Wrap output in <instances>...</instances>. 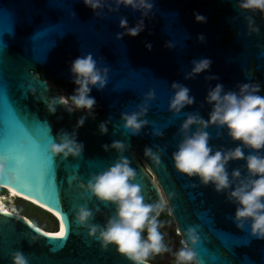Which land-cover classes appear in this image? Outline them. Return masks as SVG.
<instances>
[{
  "label": "water",
  "instance_id": "95a60500",
  "mask_svg": "<svg viewBox=\"0 0 264 264\" xmlns=\"http://www.w3.org/2000/svg\"><path fill=\"white\" fill-rule=\"evenodd\" d=\"M147 2L151 9L116 0H101L96 9L83 0H0V188L56 214H51L54 231L65 228L62 239L52 238L20 212L0 207V264H13L17 251L28 264H133L115 244L104 247L98 238L116 216L115 202L87 188L94 176L123 160L134 171L130 183L139 187L143 203L168 207L199 264H264V239L251 233L250 221L238 226L239 205L230 196L241 181L254 178L246 159L226 163L230 184L219 191L211 181L180 172L174 162L179 145L198 129L208 133L210 154L240 146L244 157L264 156V148L244 146L226 125L210 123L214 102L207 100L217 84L221 95H239L244 83L259 84L257 94L264 96V17L258 10L241 9L239 0ZM198 15L204 20L198 21ZM247 17L258 33H249ZM141 22L137 35L127 33ZM88 55L102 74L107 69L105 85L90 86L91 110L71 109L60 97L75 94L72 62ZM203 59L210 60L209 67L193 73ZM173 83L187 87L193 98L178 112L170 108L179 90ZM53 99L55 110L50 111ZM145 107L138 122L146 123L134 133L124 117ZM189 115L207 127L194 123L182 129ZM64 138L82 144L81 152L54 155L51 145ZM115 142L123 149L112 147ZM235 170L240 177L232 176ZM0 201L12 205L2 194ZM81 208L90 212L83 223L77 219ZM189 228L198 237L195 244L188 240Z\"/></svg>",
  "mask_w": 264,
  "mask_h": 264
},
{
  "label": "clouds",
  "instance_id": "9594fccd",
  "mask_svg": "<svg viewBox=\"0 0 264 264\" xmlns=\"http://www.w3.org/2000/svg\"><path fill=\"white\" fill-rule=\"evenodd\" d=\"M86 6L96 9L101 6V0H83ZM116 3L125 6H131L134 9H151L152 5L147 0H116ZM239 7L243 10H258L264 17V0H239ZM198 21L204 20L203 16H197ZM248 19L249 33H258L259 28L255 26L251 17ZM121 26H126V21L121 20ZM142 30L141 24L127 28V33L135 36ZM150 47V46H149ZM210 60L203 59L195 63L192 69L193 73H200L207 69ZM71 72L75 75V94L70 98L60 97V103L64 105H73L76 109L91 110L95 103L94 98L89 96L90 86L99 85L101 88L105 85L107 69L103 70L96 67V62L91 55L78 57L72 62ZM173 88H179L171 101L170 108L179 111L186 104H192L193 98L189 96L187 87L179 86L175 83ZM260 90L259 84L244 83L240 86L239 95L229 91L221 95L222 85L217 84L207 96V100L213 103V110L210 114V123L226 125L229 135L234 140H239L244 146L254 150L264 148V96L257 93ZM149 98L152 93L149 92ZM56 100L53 99L49 104V110L54 111L53 105ZM71 110V109H70ZM146 107L139 113L126 115L124 117L125 126L134 133L137 132L146 121H139L138 116L146 112ZM83 123V119L79 121ZM200 124L202 128L207 127V123L196 116L189 115L182 125V129L187 130L192 124ZM101 132H105V125H100ZM208 133L203 130H197L191 136H188L179 145V149L174 153L175 167L182 173L189 176L197 175L205 184L210 181L215 184L219 191L229 187L230 181L225 165L230 159H246V167L251 179L241 181L239 186L231 191L230 196L238 203L235 212V219L238 226L242 227L245 222L250 221L251 233L257 238L264 239V156L248 155L244 153L240 146L235 149L211 153L208 146ZM112 147L122 150L124 145L115 142ZM53 154L63 153L65 157L69 154L75 156L82 150V144H77L74 139L64 138L60 144L51 145ZM151 149H146V154H150ZM154 159H157L154 157ZM3 165L0 164V168ZM240 171L235 170L233 177H240ZM134 176V171L128 166V161L123 160L116 163L106 172L94 176L88 183V190L103 201H112L116 204V216L109 219L107 225L100 229L99 239L102 245L107 247L109 244H115L117 251L127 256L133 264H149V258L162 252L168 251V247L163 243V236L159 232L160 223L157 217L162 211L160 204L152 205L143 203L138 186L130 183ZM11 179V177H9ZM8 194V190H5ZM163 196V193L161 194ZM17 198H20L16 196ZM25 199V198H20ZM28 200V199H26ZM25 200V201H26ZM34 206L52 214L46 208L28 200ZM167 205V200H164ZM90 216V212L83 208L78 214V221L83 223ZM146 230V238L142 233ZM97 227L91 228V233H96ZM58 236L65 235L63 225ZM187 237L191 244L197 242L198 237L193 229L187 230ZM181 247L175 255V264H199L196 252L184 240L181 241ZM13 264H28L26 258L19 251L12 256Z\"/></svg>",
  "mask_w": 264,
  "mask_h": 264
},
{
  "label": "rangeland",
  "instance_id": "374dc122",
  "mask_svg": "<svg viewBox=\"0 0 264 264\" xmlns=\"http://www.w3.org/2000/svg\"><path fill=\"white\" fill-rule=\"evenodd\" d=\"M0 192L9 201V203L12 202V205L7 204L8 206H11V208H13L14 210H16L20 213H23L34 224H36V225H38L41 228H44L46 230L52 231L55 229L56 222H55V219L53 218L52 215H50L47 212L39 209L36 206L31 205L27 201H24L22 199L17 198L15 195L10 193L9 191L7 194V192H5V190L0 189ZM8 195H10V196H8ZM167 209H168V207H167ZM168 214H170L169 210H168ZM162 236H163V243L165 245L170 246L171 244L178 243V245H180L179 249L181 247H183V244L181 243V241L183 239H182L180 232H179V230H178L173 219L169 222V224H168L167 228L164 230ZM160 262L164 263V257H161ZM154 264H156V263H154Z\"/></svg>",
  "mask_w": 264,
  "mask_h": 264
},
{
  "label": "trees",
  "instance_id": "16d2710c",
  "mask_svg": "<svg viewBox=\"0 0 264 264\" xmlns=\"http://www.w3.org/2000/svg\"><path fill=\"white\" fill-rule=\"evenodd\" d=\"M0 189H2V190H5V189H3V188H0ZM0 194H1V192H0ZM15 196H17V195H15ZM20 199V198H19ZM24 200V199H23ZM25 201V200H24ZM31 204V203H30ZM31 205H33V204H31ZM34 206V205H33ZM40 209V208H39ZM42 210V209H41ZM44 211V210H43ZM46 212V211H45ZM48 213V212H47ZM22 215H24L23 213H21ZM48 214H50V213H48ZM25 216V215H24ZM27 217V216H26ZM28 218V217H27ZM157 220H158V222L160 223V227H159V232L160 233H162L163 232V230L168 226V224H169V222L172 220V217H171V215L170 214H168V209H167V206H165L163 209H162V211L160 212V215L157 217ZM36 225V224H35ZM36 226H38V225H36ZM38 227H40V226H38ZM41 228V227H40ZM41 229H43L44 231H51V230H46V229H44V228H41ZM54 231V230H53ZM56 231V230H55ZM146 236H147V232H146V230L142 233V237H144V238H146ZM180 246V245H179ZM149 262H151V263H156L157 264V260L154 258V257H150L149 258Z\"/></svg>",
  "mask_w": 264,
  "mask_h": 264
},
{
  "label": "bare ground",
  "instance_id": "6f19581e",
  "mask_svg": "<svg viewBox=\"0 0 264 264\" xmlns=\"http://www.w3.org/2000/svg\"><path fill=\"white\" fill-rule=\"evenodd\" d=\"M63 97H65L64 96V94L62 95ZM69 108H71V109H74L75 107L73 106V105H71V101L69 102V104L67 105ZM7 189H8V191L10 192V193H12L13 195H17V196H19V197H23V198H26V199H28V200H31V201H33V202H35L36 204H38V205H40L39 203H37L36 201H34V200H32V199H30V198H28V197H26V196H24V195H22V194H20V193H17V192H15L14 190H12V189H10V188H8L7 187ZM8 196H10V195H8ZM3 197H4V195H3ZM26 199H24V200H26ZM28 200H26L27 202H29ZM40 206H42V205H40ZM0 207L3 209V210H5V211H12V212H15V213H19L18 211H16V210H14L13 208H11V206H8L7 204H5V203H2L1 201H0ZM43 207V206H42ZM45 208V207H44ZM48 210V209H47ZM51 212V211H50ZM53 215H55L56 217H58L56 214H54L53 212H51ZM32 224H34L29 218H27ZM35 225V224H34ZM61 228V227H60ZM41 229V228H40ZM44 231V230H43ZM60 231V229L58 230H56V231H45V232H47V233H55V232H59Z\"/></svg>",
  "mask_w": 264,
  "mask_h": 264
},
{
  "label": "flooded vegetation",
  "instance_id": "af4514ba",
  "mask_svg": "<svg viewBox=\"0 0 264 264\" xmlns=\"http://www.w3.org/2000/svg\"><path fill=\"white\" fill-rule=\"evenodd\" d=\"M164 230H163V232H164ZM163 232L161 234H163ZM175 244H171L170 246L166 245L168 247V249H169L168 251L162 252V253H160V254H158L156 256H153L157 260V264H170V260L175 259L174 253L177 252L179 250V247H180L178 245V243H175ZM161 257H164V263L160 262ZM152 264H154V263H152Z\"/></svg>",
  "mask_w": 264,
  "mask_h": 264
},
{
  "label": "snow or ice",
  "instance_id": "6c2138e0",
  "mask_svg": "<svg viewBox=\"0 0 264 264\" xmlns=\"http://www.w3.org/2000/svg\"><path fill=\"white\" fill-rule=\"evenodd\" d=\"M44 235L50 236L52 238H63L64 236H58L56 233H44Z\"/></svg>",
  "mask_w": 264,
  "mask_h": 264
}]
</instances>
